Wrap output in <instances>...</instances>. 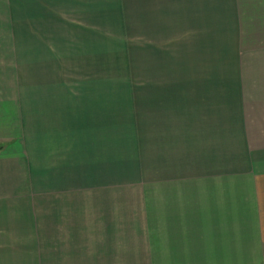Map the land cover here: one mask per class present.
<instances>
[{
	"label": "crops",
	"instance_id": "crops-1",
	"mask_svg": "<svg viewBox=\"0 0 264 264\" xmlns=\"http://www.w3.org/2000/svg\"><path fill=\"white\" fill-rule=\"evenodd\" d=\"M49 1L0 0V241L29 226L31 195L57 187L63 148L78 138L77 90H64L57 73L71 22ZM175 1L184 2V33L189 24L197 38L192 72L167 78L183 80L172 85L189 105L180 129L204 134L186 135L195 148L181 151L182 173L165 175L182 195L180 216L152 234L149 263L264 264V0L145 8L173 11Z\"/></svg>",
	"mask_w": 264,
	"mask_h": 264
},
{
	"label": "rangeland",
	"instance_id": "rangeland-1",
	"mask_svg": "<svg viewBox=\"0 0 264 264\" xmlns=\"http://www.w3.org/2000/svg\"><path fill=\"white\" fill-rule=\"evenodd\" d=\"M147 1L47 3L71 22L57 73L77 90L80 128L63 148L57 187L31 195L29 226L0 241V264H150L152 234L179 220L182 195L165 175L182 173L181 151L195 148L186 135L204 133L180 129L189 105L172 85L183 80L167 75L192 72L197 37L189 24L184 33L183 1L151 12Z\"/></svg>",
	"mask_w": 264,
	"mask_h": 264
}]
</instances>
